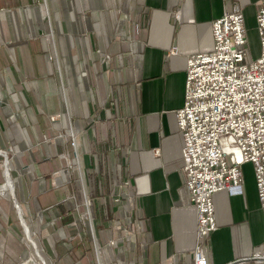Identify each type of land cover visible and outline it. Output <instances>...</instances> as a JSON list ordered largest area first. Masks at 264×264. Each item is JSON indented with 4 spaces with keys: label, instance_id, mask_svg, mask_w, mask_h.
<instances>
[{
    "label": "crops",
    "instance_id": "0c3cea01",
    "mask_svg": "<svg viewBox=\"0 0 264 264\" xmlns=\"http://www.w3.org/2000/svg\"><path fill=\"white\" fill-rule=\"evenodd\" d=\"M261 1L0 0V7H17L8 10L9 17L0 13V20L2 37L9 44L12 37L18 42L14 49L20 73L30 51L36 60L33 73H43L44 66L48 76L24 89L22 97L38 102L45 99L44 93L48 101L58 103L55 110L30 115L32 133L38 139L56 132L77 134L81 152L74 154L72 141L55 145L51 157L48 146L34 152L33 172L28 175L32 199L55 198L59 179L41 174L46 168L53 169L52 175L65 171L60 168L68 163L67 155L78 157L90 198L100 202L103 219H110L103 222L100 234L105 246L101 264H195L198 211L186 186L177 118L185 103L187 59L213 50V22L226 13L243 14L248 38V31L256 29ZM8 21L21 23L14 36L7 31ZM248 45L251 57L257 58L260 43L255 51L249 39ZM15 82L6 83L9 90L18 85ZM5 96L7 91L0 90V99ZM14 98L23 101L19 94ZM54 115L59 118L52 121ZM241 175L242 195L221 191L213 196L218 228L202 243L208 264H264L244 262L255 253L264 255V208L254 165H244ZM4 187L7 192V182ZM53 206L61 217L53 224L49 221L48 229L71 218L63 231H85L86 223L76 219L71 205L57 200L48 208ZM21 213L25 217L23 208ZM58 233L56 247L63 254L56 256V264L98 263L81 247V234V240L71 234L67 243L65 233ZM13 246L6 241L0 264H20Z\"/></svg>",
    "mask_w": 264,
    "mask_h": 264
},
{
    "label": "built area",
    "instance_id": "2783aa9c",
    "mask_svg": "<svg viewBox=\"0 0 264 264\" xmlns=\"http://www.w3.org/2000/svg\"><path fill=\"white\" fill-rule=\"evenodd\" d=\"M256 29L260 54L255 59L239 11L213 22L211 52L187 59L185 103L177 118L186 186L198 211L195 264H208L202 243L218 228L213 196L221 191L242 195L241 168L247 163L255 167L264 208V0ZM251 261L262 263L264 255L244 259Z\"/></svg>",
    "mask_w": 264,
    "mask_h": 264
},
{
    "label": "rangeland",
    "instance_id": "374dc122",
    "mask_svg": "<svg viewBox=\"0 0 264 264\" xmlns=\"http://www.w3.org/2000/svg\"><path fill=\"white\" fill-rule=\"evenodd\" d=\"M42 2L43 0H41V3ZM16 8L17 7L14 5L1 6L0 13H3L4 15L6 14L9 17L10 13L8 10H16ZM8 22L9 30L7 31H10L12 36H14L15 29L17 28V26L20 27L21 23H18L16 21ZM6 24L7 23H4L5 26ZM1 29L2 28L0 20V45H4L3 49L0 52V83L3 84L0 85V90L2 92L5 90L7 91V96L0 99V153H3L4 151L7 152V164H9H6L4 168V157L0 156V256L4 254V248L7 241V243H11L14 245L13 248H16V250L18 249L17 255L20 256V264H23L26 259H34L37 264H44L41 260L42 258L40 259L38 257L37 251L33 248L30 237H28V239H26L25 237V234H31L32 230V241L35 242L38 246L37 249L38 251H40V254L45 260V263L56 264V256L63 254L61 252L59 253V251L57 250L58 247H56L58 246L57 240L61 238L60 234L58 233L60 231L61 234L65 233L64 238H67L65 240L67 243H70L68 236H70L71 234H73L74 236L77 234L75 239H80L81 234V247L83 249L85 247L86 251L88 250V253H90L89 255H94L95 257L93 256V258H96L95 260H97L92 229L89 228L91 223L90 214L88 213V207L91 210V216L93 220H95L96 218L100 219L101 217H105L103 209H99V207H101L100 202L97 200L93 202V200L90 198V184L88 182L84 166L82 165V163L81 166H79L77 162L78 157H72L70 159V157L67 155L68 163L65 164L63 168H60L65 171L55 173L54 175L51 174L53 172V169L49 171L48 168H46L43 174H41L40 172L42 168L36 165V171L42 176L45 174L52 177L57 176L59 181H56L54 185V190L57 192L55 198L53 197V195H50L43 199L42 202L33 201L32 199V191L29 181L30 179H32V177L28 179V175L33 172L32 164H35L34 152L36 153V151H38V149L42 146H48L50 149L49 156L51 157L53 152L51 151V149H54L53 147L55 145H66L69 141H72L75 148L74 154H77V156H79L81 152L79 149L78 135L56 132L52 134H46L47 139L45 138V135H41L40 139H38L36 135L32 133L31 116L34 115V113H47L50 109L55 110L58 108V103L54 105L53 102L48 101L46 98L47 96L44 93L43 95L45 99L38 102L32 101L31 96H26L27 100L22 97L21 92L24 89H31L35 82H41L42 80L44 81L48 78L47 72L45 70L46 68L43 66V70H40V72L43 73H39V75L37 73H33L32 67L33 63L36 60H34V54L29 51V54L27 53V55H24L25 62L23 68H25V70L22 68L23 74L20 73V65L17 61L14 49V47L16 48V44H18V42L14 41V37H10V41H12V43H7V40L2 37ZM248 39L252 44L253 50L255 51L256 48L259 47L260 43L257 29L253 28L248 31ZM51 54L52 53H48V56L50 57ZM52 57L54 58V56ZM41 64L44 65L43 60H41ZM15 67L18 69V72L15 71ZM14 77L18 85L15 84L12 89L9 90L6 83L10 79L13 83H16ZM17 94L20 95L23 101L17 102L15 100L14 96ZM58 118L59 115H54L53 117H51V120L55 121ZM18 129L22 130L23 133L17 132ZM59 152L61 154L62 149L59 148ZM87 168L90 169V167ZM5 169L6 171L9 169L11 179L13 183L15 182L14 187H16L14 188V190L17 200L19 201L21 207L24 209L25 220L31 228V230H28L26 227L24 233L18 219L17 211L14 208L12 202L11 197L13 193H11L8 187L7 192L5 191L6 189H4L6 183V176L4 177ZM85 188L87 192V198L85 196ZM118 188L120 189V186H118ZM57 200H60L62 205L66 204L72 206V209H74V212L76 213V219L78 221L86 223L87 226L85 227V231L81 230V232H78V229L76 228H74L73 232H69L67 230L63 231V224L60 222L57 223L55 229H53V227L49 229L47 228V223L49 221H51L53 224L55 220H58L61 217L57 206H53L50 209L48 208L50 205L55 204ZM87 200L90 203L89 206ZM9 217L13 219L14 223L11 219L9 221ZM57 228H59V231L57 230ZM52 232H55L53 236L51 235ZM67 232H69L70 235H68ZM96 238L97 246L99 248L101 256L104 254L102 249L104 250L105 246L101 244V242L99 241L100 238H98L97 235ZM62 242L63 241H60V243ZM82 245H84V247ZM92 249L94 251H92ZM71 251L73 250L71 249ZM96 264H101V261L100 263L99 261L98 263L96 262Z\"/></svg>",
    "mask_w": 264,
    "mask_h": 264
},
{
    "label": "water",
    "instance_id": "95a60500",
    "mask_svg": "<svg viewBox=\"0 0 264 264\" xmlns=\"http://www.w3.org/2000/svg\"><path fill=\"white\" fill-rule=\"evenodd\" d=\"M0 156L1 157H4V168H5L6 164L8 163L7 152L4 151L3 153H0ZM5 173H6V169L4 171V177H5ZM5 182H7V178H5ZM11 198H12V202H13L14 208L17 211L18 219H19V222H20L21 227L23 228V233H24V231L26 229V226H27L26 225L27 222L25 220V217L21 213V205H20L19 201L17 200V197H16V193L15 192L13 193V195H12ZM88 213L90 214V223H91V227H92V235H93V240H94L95 251H96V254H97L98 261L100 263V261H101L100 251H99V248L97 246V238H96V235H95L93 218L91 216V211H90V208L89 207H88Z\"/></svg>",
    "mask_w": 264,
    "mask_h": 264
},
{
    "label": "trees",
    "instance_id": "16d2710c",
    "mask_svg": "<svg viewBox=\"0 0 264 264\" xmlns=\"http://www.w3.org/2000/svg\"><path fill=\"white\" fill-rule=\"evenodd\" d=\"M108 198V197H106ZM91 199L93 200V202H95L96 198L94 197H91ZM66 219V220H65ZM64 220H61V223L64 225V224H67L69 222H72L71 221V218H65ZM110 219H103L102 217L98 220L97 218L94 220V228H95V232H96V235L98 238H100V234L103 232V230H105V227L103 225V222H108ZM60 221V220H59ZM73 248H75V246L73 245ZM92 251H94L92 249ZM94 253V252H93ZM94 256V255H93ZM95 257V256H94Z\"/></svg>",
    "mask_w": 264,
    "mask_h": 264
},
{
    "label": "bare ground",
    "instance_id": "6f19581e",
    "mask_svg": "<svg viewBox=\"0 0 264 264\" xmlns=\"http://www.w3.org/2000/svg\"><path fill=\"white\" fill-rule=\"evenodd\" d=\"M5 176L7 178V187L9 188V190L11 191V193H14L15 192V190H14L15 187H14L13 181L11 180V175H10L9 169L6 171ZM28 235H29L30 240L32 242L33 248L37 251L38 250L37 249V245L35 244V242L32 241L33 240V238L31 237L32 235L30 233H28ZM37 254H38V256L40 258H42L41 255H40V253L37 252ZM43 263L46 264L44 260H43ZM26 264H37V262L34 259H30L29 261L26 262Z\"/></svg>",
    "mask_w": 264,
    "mask_h": 264
}]
</instances>
